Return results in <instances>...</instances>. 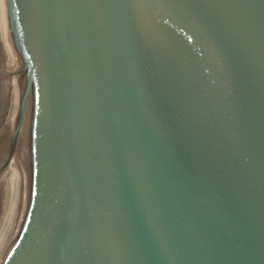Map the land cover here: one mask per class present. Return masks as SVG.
Listing matches in <instances>:
<instances>
[{
  "label": "water",
  "instance_id": "1",
  "mask_svg": "<svg viewBox=\"0 0 264 264\" xmlns=\"http://www.w3.org/2000/svg\"><path fill=\"white\" fill-rule=\"evenodd\" d=\"M29 106L4 264H264V0H6Z\"/></svg>",
  "mask_w": 264,
  "mask_h": 264
},
{
  "label": "bare ground",
  "instance_id": "2",
  "mask_svg": "<svg viewBox=\"0 0 264 264\" xmlns=\"http://www.w3.org/2000/svg\"><path fill=\"white\" fill-rule=\"evenodd\" d=\"M1 53L7 57V66L10 68V72L12 71V74L15 75L14 77L12 76L14 78L12 82L14 86H12L10 93L8 91L10 116L7 121V125L14 127L15 130L24 106L23 96L26 95V91L23 82L26 72L14 43L6 0H0ZM16 83H19V85L17 86ZM25 109L26 116L18 140V149L21 143H24L26 148L24 152L18 153L17 158L14 157L0 177V264H4L7 255L11 253L20 236L23 225L29 106Z\"/></svg>",
  "mask_w": 264,
  "mask_h": 264
},
{
  "label": "rangeland",
  "instance_id": "3",
  "mask_svg": "<svg viewBox=\"0 0 264 264\" xmlns=\"http://www.w3.org/2000/svg\"><path fill=\"white\" fill-rule=\"evenodd\" d=\"M7 62H8L7 57H5L3 53H1L0 54V165L3 163L6 156L8 155V152L11 147L12 139L14 136V132H15L14 127L7 125L8 124L7 121L10 116L9 104H8L9 102L8 91L10 93V91L12 90V86H14L12 82L14 79L13 77L15 76L12 74V71L10 72V68L7 66ZM16 84L17 86L19 85V83H16ZM4 111L6 113L5 115H4ZM10 113H11V108H10ZM1 120H4V121L2 122ZM25 148L26 146L24 145V143L20 144L19 149H18V144H17L15 148L16 150H15L14 157L17 158L18 153L24 152ZM13 159L11 160V162L13 161ZM4 170L0 172V177H1V174L4 172ZM8 256L9 255H7V257Z\"/></svg>",
  "mask_w": 264,
  "mask_h": 264
},
{
  "label": "flooded vegetation",
  "instance_id": "4",
  "mask_svg": "<svg viewBox=\"0 0 264 264\" xmlns=\"http://www.w3.org/2000/svg\"><path fill=\"white\" fill-rule=\"evenodd\" d=\"M5 114H6V113H5V111H4V115H5ZM4 115H3V116H4ZM4 117H5V116H4ZM1 121L3 122L4 120H1ZM15 150H16V149H15ZM14 156H15V152H14ZM14 156H13V158H14ZM13 158H12V159H13Z\"/></svg>",
  "mask_w": 264,
  "mask_h": 264
}]
</instances>
